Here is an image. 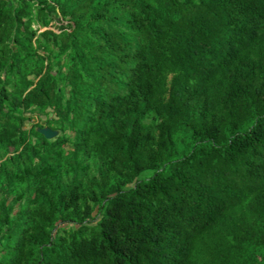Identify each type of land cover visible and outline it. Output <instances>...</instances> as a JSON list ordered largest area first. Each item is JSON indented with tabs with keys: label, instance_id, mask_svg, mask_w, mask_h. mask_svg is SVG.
Instances as JSON below:
<instances>
[{
	"label": "trees",
	"instance_id": "obj_1",
	"mask_svg": "<svg viewBox=\"0 0 264 264\" xmlns=\"http://www.w3.org/2000/svg\"><path fill=\"white\" fill-rule=\"evenodd\" d=\"M12 1L0 264H264V0Z\"/></svg>",
	"mask_w": 264,
	"mask_h": 264
},
{
	"label": "rangeland",
	"instance_id": "obj_2",
	"mask_svg": "<svg viewBox=\"0 0 264 264\" xmlns=\"http://www.w3.org/2000/svg\"><path fill=\"white\" fill-rule=\"evenodd\" d=\"M12 4L14 7H17L20 5V3H18L16 0H13ZM22 4L24 7L27 8L28 12L30 13L31 18L33 19L34 27H40V23L35 18V13H36V10L38 7L36 1L35 0H25L22 2ZM50 116H51L50 114L48 116H46V115H42V114H39L37 112H34V113H32L33 119L31 121H28L25 123V128L29 129L31 127H38V128L46 127L44 125L45 120ZM58 133L61 134L60 132H58ZM17 207H18V204H15V206H14L15 210L17 209Z\"/></svg>",
	"mask_w": 264,
	"mask_h": 264
},
{
	"label": "water",
	"instance_id": "obj_3",
	"mask_svg": "<svg viewBox=\"0 0 264 264\" xmlns=\"http://www.w3.org/2000/svg\"><path fill=\"white\" fill-rule=\"evenodd\" d=\"M36 131L47 140L53 139L58 133L56 130H52L48 127L36 128Z\"/></svg>",
	"mask_w": 264,
	"mask_h": 264
}]
</instances>
